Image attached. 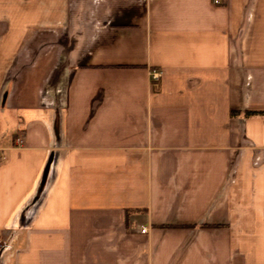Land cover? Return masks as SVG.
<instances>
[{
  "label": "crops",
  "instance_id": "obj_1",
  "mask_svg": "<svg viewBox=\"0 0 264 264\" xmlns=\"http://www.w3.org/2000/svg\"><path fill=\"white\" fill-rule=\"evenodd\" d=\"M0 264H264V0H0Z\"/></svg>",
  "mask_w": 264,
  "mask_h": 264
},
{
  "label": "built area",
  "instance_id": "obj_2",
  "mask_svg": "<svg viewBox=\"0 0 264 264\" xmlns=\"http://www.w3.org/2000/svg\"><path fill=\"white\" fill-rule=\"evenodd\" d=\"M226 2V0H213V3L216 4V5H220V4H224ZM161 72L159 70H153L152 71V77L155 78V79H160L161 77ZM17 142L18 143H22L23 142V137H18L17 138ZM146 228L143 229V232H146Z\"/></svg>",
  "mask_w": 264,
  "mask_h": 264
},
{
  "label": "rangeland",
  "instance_id": "obj_3",
  "mask_svg": "<svg viewBox=\"0 0 264 264\" xmlns=\"http://www.w3.org/2000/svg\"><path fill=\"white\" fill-rule=\"evenodd\" d=\"M7 127H3V132L5 135L11 136V123L6 124Z\"/></svg>",
  "mask_w": 264,
  "mask_h": 264
},
{
  "label": "trees",
  "instance_id": "obj_4",
  "mask_svg": "<svg viewBox=\"0 0 264 264\" xmlns=\"http://www.w3.org/2000/svg\"><path fill=\"white\" fill-rule=\"evenodd\" d=\"M260 112H249L248 114L253 115V114H259Z\"/></svg>",
  "mask_w": 264,
  "mask_h": 264
},
{
  "label": "water",
  "instance_id": "obj_5",
  "mask_svg": "<svg viewBox=\"0 0 264 264\" xmlns=\"http://www.w3.org/2000/svg\"><path fill=\"white\" fill-rule=\"evenodd\" d=\"M45 177H46V175H45Z\"/></svg>",
  "mask_w": 264,
  "mask_h": 264
}]
</instances>
